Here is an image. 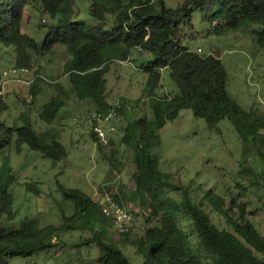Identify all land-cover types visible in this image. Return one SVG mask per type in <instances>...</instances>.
<instances>
[{"label":"trees","instance_id":"16d2710c","mask_svg":"<svg viewBox=\"0 0 264 264\" xmlns=\"http://www.w3.org/2000/svg\"><path fill=\"white\" fill-rule=\"evenodd\" d=\"M39 1L43 12L53 18L43 40L38 41L23 32L26 8L33 0H0V42L16 49L17 67L13 68L32 69L39 56L52 52L59 45L66 47L70 54L64 66L68 87L60 81L48 82L43 76H35L33 80L39 78L31 88L34 94L40 89V82L55 90L40 108L39 117L45 123L51 124L57 119L71 94L78 101L90 103L95 113L109 110L118 113L115 131L118 127L120 140L133 146L134 187L119 195L111 194V198L121 206H125V201L132 207L125 208L132 214L133 226L121 231L114 218L103 212L98 200L78 188L60 184L63 196L75 202L74 213L63 215L62 224L42 226L34 218H24L18 227L5 228L2 221L6 207L1 199L14 185L15 176L11 157L3 153L4 149L14 144L20 152L26 143L54 163L66 159L68 151L53 128L39 132L30 122L11 126L0 121V155L3 156L0 165V264H10L9 259L13 257L27 258L55 246L68 247L70 244L62 234L70 230L91 233L87 239L71 242V246L96 244L99 264H133L123 249L127 244L136 248L144 264H264V235L249 219L246 205L239 199L242 193L222 196L209 189L195 202L189 188L176 183L170 172L158 166L157 153L161 147L160 129L167 121L175 120L185 108L205 119L210 130H218V123L226 117L239 130L264 127V114L255 116V121L250 122L252 114L230 97L229 74L220 52L201 55L190 50L183 43L181 31L184 23L192 25L193 13L199 10L217 34L238 30L243 23H255L257 28H249L255 42L264 48V0H184L178 8L168 7L162 1L156 5L152 0H129L127 3L91 0L90 13L97 24L73 19L70 0ZM109 15H114L111 24ZM133 49L149 52L152 57L141 64V68L149 75V91L145 95H148L154 116L137 120L139 136L134 134V122L121 126L119 120L126 116V107L133 101L122 100L117 105L108 101L110 63L127 60ZM164 68L170 69L171 78L179 88V93L173 97L156 95ZM7 109L4 94L0 96V114ZM90 121L91 136L101 153L106 155L108 149L117 152L113 139L104 143L94 132L98 119L91 117ZM258 153L264 157L260 148ZM108 158L112 161V157ZM240 174L254 178L256 184L264 187L263 172L258 174L245 164ZM27 184V190L39 193L34 183ZM207 206L211 213L225 218L226 228H220L213 221ZM140 214L146 219V226L141 234L131 238ZM13 217L14 211L8 220Z\"/></svg>","mask_w":264,"mask_h":264},{"label":"rangeland","instance_id":"374dc122","mask_svg":"<svg viewBox=\"0 0 264 264\" xmlns=\"http://www.w3.org/2000/svg\"><path fill=\"white\" fill-rule=\"evenodd\" d=\"M120 1L127 3L129 0ZM152 1L156 5H160L162 1L168 7L178 8L184 0ZM70 4L73 19L88 24L98 23L90 13L91 0H70ZM113 19L114 15H109V24ZM52 22L53 18L49 13L43 12L40 1L33 0L26 8L23 32L42 41ZM249 27L257 28L258 25L243 23L238 30L217 34L212 31L213 27L208 19L197 10L193 13L192 25L184 23L181 31L183 43L190 50L201 55L220 52L229 74L228 93L244 111L252 114V121H248L254 122L255 116L264 114V48L255 42V36ZM16 54L14 47L0 42V76L4 71L17 67ZM69 58L66 47L59 45L52 52L39 56L29 73L20 71L7 77L9 81L5 100L8 109L0 114V121L11 126L30 122L39 132L53 128L68 151L66 159L54 163L52 159L30 149L26 143L20 152L14 144L4 149L3 153L11 157L15 176L14 185L1 199L6 207L2 223L7 229L18 227L24 218H34L42 226L62 224L63 215L74 213L75 202L63 196L59 189L60 184L78 188L100 203H105L111 194L119 195L134 187L133 146L120 140L121 134L117 127V131L108 135V139L114 140L117 152L112 153L108 149L106 155H103L91 136L90 118L95 109H92L90 103L78 101L71 94L67 98V105L54 122L48 124L40 119L41 106L55 90L45 82H40L41 87L34 94L31 88L36 86L39 78L32 83L22 80L43 76L48 82L60 81L68 87L64 66ZM151 58L149 52L141 53L133 49L127 60L111 61L107 73L109 103L117 105L122 100L133 101L128 102L131 106L126 107V116H121L119 120L121 126L127 125L129 121L134 122L135 136L140 134L137 120L141 117L152 119L154 116L148 95H145L149 91V75L141 68V64L147 63ZM161 73L162 83L156 90V95L173 97L179 93L177 84L171 78L170 69L164 68ZM160 136L158 166L170 172L176 183L189 188L190 196L195 202L200 201L209 189L222 196H229L231 192L235 195L242 193L239 199L246 205L249 219L264 235V187L256 184L254 178L240 174L242 166L245 167L246 164L258 174L263 172L264 182V157L258 153V148L264 153L263 126L252 130H239L226 117L218 123V130H210L205 119L194 116L191 109L185 108L175 120L167 121L160 129ZM108 156L112 157V161ZM2 158L0 155V165ZM27 183H34L39 188V193L27 190ZM124 205L132 208L125 201ZM207 209L220 228L227 227L224 217L216 212L211 213L209 206ZM13 211L14 217L10 221L8 217ZM135 225L131 238L141 234L146 226L143 215L137 216ZM113 229L112 232L118 238ZM90 236L88 231L70 230L62 234V238L70 244L68 247L55 246L27 258L13 257L9 259L10 264H99L96 244L90 247L71 246V242ZM123 249L133 264H144L142 256L137 254L134 246L127 244Z\"/></svg>","mask_w":264,"mask_h":264},{"label":"built area","instance_id":"2783aa9c","mask_svg":"<svg viewBox=\"0 0 264 264\" xmlns=\"http://www.w3.org/2000/svg\"><path fill=\"white\" fill-rule=\"evenodd\" d=\"M20 71H27V69H11L3 73L0 78V96L5 94L6 85L9 81L7 77H9L10 74H17ZM92 117L98 119V123L93 127L94 132L100 141L106 143L109 133L116 130L114 121L118 118V113L115 110H109L105 113H93ZM101 204L103 205V212L107 216L114 218L113 220L115 221L116 227L121 231H127L133 226L132 214L124 206L113 201L111 196L107 197L105 203Z\"/></svg>","mask_w":264,"mask_h":264},{"label":"clouds","instance_id":"9594fccd","mask_svg":"<svg viewBox=\"0 0 264 264\" xmlns=\"http://www.w3.org/2000/svg\"><path fill=\"white\" fill-rule=\"evenodd\" d=\"M12 69H22V68H12ZM24 69H27V71H21V72H25V73H29V69L28 68H24ZM11 70V69H10ZM9 71V70H8ZM5 72V71H4ZM3 72V73H4ZM35 78V77H34ZM34 78H31V80H22L23 82H26V83H32ZM18 80H20V78H17ZM21 82V81H19ZM6 94V93H5Z\"/></svg>","mask_w":264,"mask_h":264}]
</instances>
